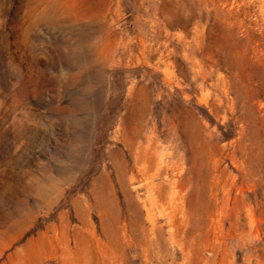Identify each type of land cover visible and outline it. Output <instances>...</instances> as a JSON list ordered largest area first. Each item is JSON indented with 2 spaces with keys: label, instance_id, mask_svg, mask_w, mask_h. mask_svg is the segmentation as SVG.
Returning <instances> with one entry per match:
<instances>
[{
  "label": "rangeland",
  "instance_id": "rangeland-1",
  "mask_svg": "<svg viewBox=\"0 0 264 264\" xmlns=\"http://www.w3.org/2000/svg\"><path fill=\"white\" fill-rule=\"evenodd\" d=\"M0 264H264V0H0Z\"/></svg>",
  "mask_w": 264,
  "mask_h": 264
},
{
  "label": "bare ground",
  "instance_id": "bare-ground-1",
  "mask_svg": "<svg viewBox=\"0 0 264 264\" xmlns=\"http://www.w3.org/2000/svg\"><path fill=\"white\" fill-rule=\"evenodd\" d=\"M159 164L160 159H157ZM181 162V161H180ZM179 172H181L178 175V178H169L166 180V182H159L157 185H153L152 188L157 191V194L160 196V198L164 201V203L168 206H173L176 210L182 209L186 204L188 203V199L190 198V183L191 178L188 176H183L182 172L183 170L178 167ZM192 196V195H191ZM192 200V199H191ZM193 204V202H192ZM135 210H137V214L139 215L138 218L143 221L142 218V211L141 209L135 205ZM150 216H152V211L150 209H147ZM149 216V220L152 223V219ZM148 217V216H147ZM183 220V219H182ZM181 220V221H182ZM187 222V221H186ZM184 223V221H183ZM182 224V223H181ZM185 225V223L183 224ZM141 236L135 238L140 244H147L148 239L146 237V230L144 227L141 228ZM132 234L130 230L127 228L124 229V232L119 235L118 233L114 234V240L118 245H124L127 244L129 247H133L134 245V238L132 237ZM125 246V245H124Z\"/></svg>",
  "mask_w": 264,
  "mask_h": 264
}]
</instances>
